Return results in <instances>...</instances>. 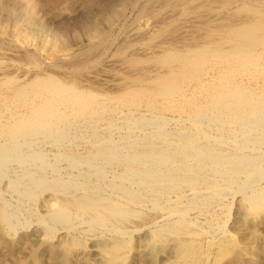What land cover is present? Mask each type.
<instances>
[{"label":"bare ground","instance_id":"bare-ground-1","mask_svg":"<svg viewBox=\"0 0 264 264\" xmlns=\"http://www.w3.org/2000/svg\"><path fill=\"white\" fill-rule=\"evenodd\" d=\"M144 1L123 0L108 18L113 25L132 6L137 20L147 21L145 25L137 22L113 56L107 51V41L101 42L103 35L98 41L95 34L86 50L70 53L59 62L80 75L109 63L116 70L112 74L116 95L81 93L71 83L41 73L30 78L24 74L19 81L0 69L2 169L31 161L44 165L42 153L24 155L35 140L59 142L66 138L72 122L98 123L108 119L112 109H124L126 137L153 123L159 125L158 130L152 137L140 130L134 141L123 144L121 140L99 141L95 153L75 160L73 167L78 170L82 164L102 160L127 170L109 176L105 169L92 166L86 173L62 178L53 164L47 168L52 178L23 169L13 178L0 176V181L6 177L7 189L24 203L35 201L39 193L53 194L55 203L49 206L47 219L59 228L76 229L75 219L90 233L98 230L111 235L110 240L94 242L108 262L119 260L120 251L128 245L127 235L146 228L153 255L172 242L175 256L167 264H198L200 251L193 240L204 231L190 224V212L212 199H222L241 176L238 193L247 209L250 213L264 210L260 153L249 150L264 149V0H151L139 9ZM141 107L146 113L138 114ZM158 112L186 113L188 119L181 122L188 123L194 134L180 131L175 134L176 143L168 145L167 119ZM206 120L223 128L220 137H212ZM208 171L215 181L205 177ZM92 177L98 182L94 186ZM207 185L213 188L211 192L203 191ZM2 196L0 192V226L12 229L18 210H11ZM153 218H162L161 224L152 223ZM48 228L44 231L49 236L59 233ZM81 247L78 242L61 241L67 264L85 258Z\"/></svg>","mask_w":264,"mask_h":264},{"label":"rangeland","instance_id":"rangeland-1","mask_svg":"<svg viewBox=\"0 0 264 264\" xmlns=\"http://www.w3.org/2000/svg\"><path fill=\"white\" fill-rule=\"evenodd\" d=\"M150 1L145 0L143 4H140L139 9L145 4H150ZM122 2L123 0H0V69L6 70V73H10V77H15L19 81L24 79V74L30 78L36 73H41L69 82L74 90L81 93L116 95L118 91L112 86V74L116 73V70L110 68L109 63L101 65L91 74L80 75L70 66L59 62L70 53L86 50L90 45V36L95 34L98 36L96 40L99 41L103 37L101 42L107 41V51L111 50L113 56L124 44L127 33L133 30L137 22L142 25L147 22L143 19L137 20V14L132 13L133 7L130 6L120 18L121 20H116L115 24L109 25L108 18L115 13V10L121 8ZM113 110L108 119L98 123L72 122L73 125L67 129L66 138L59 142L35 140L30 149L25 150L24 155L42 153L47 163L41 165L31 161L26 164L27 166L13 163L10 167L3 168L4 170L0 167V176L13 178L23 169H27L37 176L44 175L52 178L54 174L47 168L53 164H57L62 178L86 173L87 168L92 166L105 169L109 176L123 174L127 170L126 166H108L102 160L82 164L78 170L73 167L75 160L90 158L95 153L94 146L99 141L111 139L115 142L121 140L119 142L121 144L132 142L137 138L140 130L146 132L148 137H152L159 127L156 123L149 124L150 126L137 128L132 137H126L128 124L124 122V116L127 111ZM139 113H146L145 107H141ZM158 116L167 119L164 129L171 137L168 145L176 141L175 134L180 131L194 134L188 123L181 122L188 119L186 113L174 115L158 112ZM204 125L208 126L213 138L220 137L224 131L222 127L211 124L207 120ZM153 139L157 144L159 143V146H163L158 138L153 137ZM211 143H206L209 148H213ZM253 149L260 153L259 166L264 170V149L249 148V150ZM180 163L177 162V164ZM206 165L212 167L211 163ZM209 173L211 172L208 171L205 177L210 182L215 181L213 173L210 175ZM6 177L0 181V192L11 210L18 211L15 219L12 220L14 228L0 226V264H67L60 249L61 241L62 243L78 242L83 245L81 249L85 252V258L82 259L83 261H77L76 264H167L174 260L175 251L172 242L167 243L164 249H160L164 250L163 252L159 250V254L153 255L148 246L150 232L148 230L150 229L138 228V233L125 237V243L127 242L128 245H124L120 251L119 260L108 262L102 255L100 256L101 251L99 248H97L98 251L96 250L94 242L96 239L110 240L113 238L111 235L100 233L98 230L90 233L86 225L78 226V221L75 219L73 221L77 227L74 228L75 230H66L53 225L48 221L47 214L50 210L49 206L55 203V196L50 192L39 193L35 201L24 203L17 194L7 189ZM243 179L244 177L241 176L234 183L235 185L228 189L230 192H226L224 197H221L222 199H212L209 205L190 212V224L204 231L202 237L193 240L200 251L201 259L198 264H264V210L250 213L247 209L243 202V195L238 193V187L242 185ZM90 180L91 186L98 183L95 177ZM209 186H204L203 191L211 192L213 188ZM260 188H264V180ZM182 194L188 195L186 191H182ZM171 195L169 197L176 196ZM161 198L164 200L165 197ZM162 199H159L160 203L166 205L165 200ZM184 200L188 202V199ZM200 209L201 211H197ZM70 213L73 215L75 211L70 210ZM152 220V223L157 225L162 222V218ZM152 223H150L151 226ZM48 227L59 233L49 236L44 231ZM151 256L153 261L155 258L154 262Z\"/></svg>","mask_w":264,"mask_h":264}]
</instances>
